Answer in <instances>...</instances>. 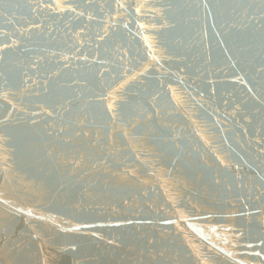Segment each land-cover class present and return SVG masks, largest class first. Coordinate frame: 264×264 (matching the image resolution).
<instances>
[{"label": "water", "instance_id": "1", "mask_svg": "<svg viewBox=\"0 0 264 264\" xmlns=\"http://www.w3.org/2000/svg\"><path fill=\"white\" fill-rule=\"evenodd\" d=\"M0 264H264V0H0Z\"/></svg>", "mask_w": 264, "mask_h": 264}, {"label": "snow or ice", "instance_id": "2", "mask_svg": "<svg viewBox=\"0 0 264 264\" xmlns=\"http://www.w3.org/2000/svg\"><path fill=\"white\" fill-rule=\"evenodd\" d=\"M30 214V213H29Z\"/></svg>", "mask_w": 264, "mask_h": 264}]
</instances>
